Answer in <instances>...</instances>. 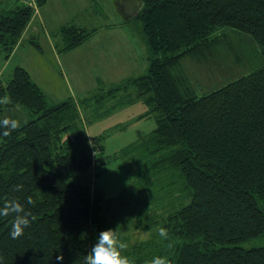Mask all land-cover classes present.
Wrapping results in <instances>:
<instances>
[{
  "label": "trees",
  "instance_id": "obj_1",
  "mask_svg": "<svg viewBox=\"0 0 264 264\" xmlns=\"http://www.w3.org/2000/svg\"><path fill=\"white\" fill-rule=\"evenodd\" d=\"M7 1L0 0L6 57L32 16L29 6L8 7ZM131 21L149 50L146 73L110 86L99 98L132 85L133 98L143 99L156 123L124 150L131 152L126 167H138L128 171L131 184L113 198L90 184L99 173L94 155L101 146L99 137L87 136L80 116L87 98L48 104L20 66L0 81V119L14 105L36 114L6 135L0 128V208L15 200L30 218L13 238L17 213L0 215V264H86L108 225L105 213L140 201L149 216L136 225L160 224L169 235L158 231L129 245L121 255L130 264L157 255L170 264H264V64L201 95L181 66L185 56L213 45L224 28L250 34L264 50V0H140ZM56 33L57 49L64 51L91 30L69 23ZM253 239L262 243L242 245Z\"/></svg>",
  "mask_w": 264,
  "mask_h": 264
},
{
  "label": "rangeland",
  "instance_id": "obj_2",
  "mask_svg": "<svg viewBox=\"0 0 264 264\" xmlns=\"http://www.w3.org/2000/svg\"><path fill=\"white\" fill-rule=\"evenodd\" d=\"M33 1L32 5H25L32 9V19L28 22L37 24L32 35L35 40H30L27 37L29 29L26 33L24 29L7 57L0 49V81H8L14 67L20 66L41 84L48 104L68 95L79 101L87 98L84 103H79L80 112L86 119L84 128L88 136L99 137L98 145L101 146L100 153L94 155L99 173L92 177L90 184L103 198H113L131 184L128 171L138 167V164L126 167L123 162L130 160L131 152L125 154L124 150L133 145L131 142L144 137L156 123L155 116L147 112L141 99L133 98L135 87L132 85L118 89L111 97L99 98L102 93H108L112 84L125 77L146 73L148 47L138 25L131 21L140 0H46L40 11L37 9L41 4ZM17 3L23 5L21 1L8 0L7 6ZM70 21H79L89 29H96L95 33L73 49L55 54L50 42L54 41L60 52L56 46L60 35L50 36L51 31ZM218 38L199 55H188L181 60L183 74L196 95L264 64V50L250 34L224 28ZM125 98L127 102L123 101ZM123 103L127 104L122 106ZM3 114L5 118L15 119L18 125L36 117L21 105L6 107ZM141 205L140 201L139 205L130 204L114 215L105 213L106 228H111L118 241L127 245L121 252L135 242L152 237L161 228L160 224L136 225L139 221L148 222L149 211ZM261 243L253 239L242 245L250 247Z\"/></svg>",
  "mask_w": 264,
  "mask_h": 264
},
{
  "label": "clouds",
  "instance_id": "obj_3",
  "mask_svg": "<svg viewBox=\"0 0 264 264\" xmlns=\"http://www.w3.org/2000/svg\"><path fill=\"white\" fill-rule=\"evenodd\" d=\"M6 126V127H5ZM18 122L15 119L3 118L0 119V128H3V133L6 135L10 129H15ZM19 187V185H18ZM28 202L32 203L31 196L28 197ZM9 212H15V216L10 235L13 238L19 237L24 229L30 224L29 214L23 211V205L18 201L6 202L5 206L0 208V215H7ZM23 214L21 215L20 213ZM159 235L167 238L169 233L166 228L159 229ZM126 243L118 241L116 234L111 228L102 229L96 236L95 242L85 257L86 264H130L126 255H121V249L126 248ZM57 260H62L63 256L56 257ZM146 264H170V260L166 256L157 255L146 262Z\"/></svg>",
  "mask_w": 264,
  "mask_h": 264
},
{
  "label": "crops",
  "instance_id": "obj_4",
  "mask_svg": "<svg viewBox=\"0 0 264 264\" xmlns=\"http://www.w3.org/2000/svg\"><path fill=\"white\" fill-rule=\"evenodd\" d=\"M48 1V0H47ZM47 1H45L43 4H45ZM43 4H41L39 7H38V9L37 10H39L40 11V9H41V6L43 5ZM38 14V13H37ZM32 19V18H31ZM31 21V20H30ZM29 21V22H30ZM27 23V25H26V28H25V33H26V31L28 30V32H29V34H27V37H29V39L30 40H32V41H34L35 40V38H34V36H32V35H34L35 34V27H36V23H34V24H30V23ZM37 22V21H36ZM69 23H75V24H77V25H80V26H82V27H86L88 30H91V34L87 37V39H85L83 42H85V41H87L89 38H91L93 35H94V33H95V30L94 29H89L87 26H85V24L83 25L81 22H79V21H70V22H66V23H62V24H60L54 31H51V34H50V36L51 35H54V34H56V32H57V30H58V28L61 26V25H63V24H69ZM45 24V23H44ZM23 35V34H22ZM49 36V37H50ZM32 41H31V43H32ZM50 41V40H49ZM48 41V42H49ZM52 41V40H51ZM145 41V40H144ZM82 42V43H83ZM81 43V44H82ZM146 43V42H145ZM147 45V44H146ZM50 46L52 47V52L53 53H55V54H61V53H63V52H67V51H69V50H71V49H73V48H71V49H68V50H64V51H60V52H57V50H56V47H55V44H54V41H52V42H50ZM76 47V46H75ZM148 49V48H147ZM148 52H149V50H147ZM54 54V55H55ZM126 57L128 58L129 57V55L128 54H126ZM148 57H149V54L147 55V61H148ZM147 67H148V63H147ZM140 76V75H139ZM131 78H134V77H125L124 79H122L121 81H123V80H127V79H131ZM39 87H40V89L42 90V92H43V94H44V96H45V99H46V101H47V97H46V93H45V91H44V89L42 88V86H41V84L37 81V80H33ZM120 81V82H121ZM111 85V84H110ZM113 85V84H112ZM115 85V84H114ZM68 97H72L71 95H68V96H66V98H68ZM66 98H64V99H66ZM73 98V97H72ZM64 99H62V100H64ZM73 99H75V98H73ZM137 99H141V101L143 102V99L142 98H137ZM62 100H60V101H62ZM75 100H78V99H75ZM136 100V99H135ZM60 101H58V102H60ZM58 102H54V103H58ZM54 103H51V104H54ZM125 104H127V103H123L122 104V106L123 105H125ZM143 104H144V102H143ZM145 105V104H144ZM146 106V105H145ZM80 108H81V106L79 105V112H80ZM146 108H147V106H146ZM80 116L82 117V120H83V123H84V121H86V119H85V116L83 117L82 116V114H81V112H80ZM86 132V131H85ZM150 132V131H149ZM148 132V133H149ZM87 134V133H86ZM87 136H88V134H87ZM90 137V136H89ZM139 139V138H138ZM137 140V139H136Z\"/></svg>",
  "mask_w": 264,
  "mask_h": 264
},
{
  "label": "built area",
  "instance_id": "obj_5",
  "mask_svg": "<svg viewBox=\"0 0 264 264\" xmlns=\"http://www.w3.org/2000/svg\"><path fill=\"white\" fill-rule=\"evenodd\" d=\"M18 2H22L23 3V5H25V3L27 4V5H32L33 3H34V1L33 0H17ZM33 2V3H32ZM35 5V4H34Z\"/></svg>",
  "mask_w": 264,
  "mask_h": 264
}]
</instances>
